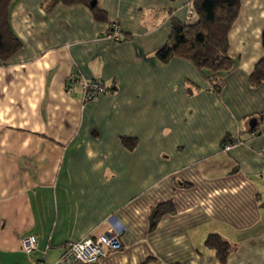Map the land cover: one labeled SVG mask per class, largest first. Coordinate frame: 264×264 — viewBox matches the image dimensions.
<instances>
[{"label":"crops","instance_id":"obj_1","mask_svg":"<svg viewBox=\"0 0 264 264\" xmlns=\"http://www.w3.org/2000/svg\"><path fill=\"white\" fill-rule=\"evenodd\" d=\"M46 1L9 8L22 47L0 60V264L54 263L111 227L121 247L99 264H264V80H248L264 57V0L240 2L218 93L191 61L155 55L189 0H96L103 20ZM112 23L119 41L104 37ZM70 73L108 90L83 102L65 90ZM232 138L243 144L223 151ZM166 201L174 211L150 230ZM210 233L234 244L224 263Z\"/></svg>","mask_w":264,"mask_h":264},{"label":"trees","instance_id":"obj_2","mask_svg":"<svg viewBox=\"0 0 264 264\" xmlns=\"http://www.w3.org/2000/svg\"><path fill=\"white\" fill-rule=\"evenodd\" d=\"M195 20L185 24L176 18L170 19V34L167 42L156 50V57L166 62L172 56L191 61L204 73L215 92L221 88L220 78L234 66L229 55L228 33L236 20L241 0H190ZM12 0H0V60L7 62L21 47L22 42L14 33L9 22ZM58 3L66 5L81 3L87 6L96 19H105V12L98 8L96 0H47L46 9ZM252 86L264 80V57L259 59L248 78ZM124 143L133 145L135 139L123 137ZM172 201L156 203L150 210L149 229L165 213L174 211ZM204 245L213 250L220 263H224L233 251L234 244L218 233H210Z\"/></svg>","mask_w":264,"mask_h":264},{"label":"built area","instance_id":"obj_3","mask_svg":"<svg viewBox=\"0 0 264 264\" xmlns=\"http://www.w3.org/2000/svg\"><path fill=\"white\" fill-rule=\"evenodd\" d=\"M195 20L194 9L191 1L186 3L183 22L192 23ZM104 37L113 41H119L121 34L117 24L112 23L104 33ZM65 90L69 93L78 92L83 102L90 101L105 94L108 88L98 79H88L76 73H70L65 79ZM243 141L239 138L227 139L223 145V151H229ZM120 229L111 227L106 232L97 237H85L78 241L69 242L54 263H47L43 257L31 260L30 264H99L100 261L111 251L121 247ZM37 239L35 235L28 234L21 240V247L25 253H31L36 249ZM45 251L43 252V255Z\"/></svg>","mask_w":264,"mask_h":264},{"label":"water","instance_id":"obj_4","mask_svg":"<svg viewBox=\"0 0 264 264\" xmlns=\"http://www.w3.org/2000/svg\"><path fill=\"white\" fill-rule=\"evenodd\" d=\"M95 0H92V2H94Z\"/></svg>","mask_w":264,"mask_h":264}]
</instances>
